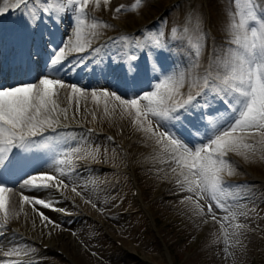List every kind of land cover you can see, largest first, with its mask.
Returning a JSON list of instances; mask_svg holds the SVG:
<instances>
[{
	"label": "snow or ice",
	"instance_id": "snow-or-ice-1",
	"mask_svg": "<svg viewBox=\"0 0 264 264\" xmlns=\"http://www.w3.org/2000/svg\"><path fill=\"white\" fill-rule=\"evenodd\" d=\"M91 2L0 0V16L19 10L24 21L26 34L14 37L21 55L18 63L13 57V71L29 76L32 65H38L42 55L46 57L44 75L38 79L15 86H0V214L3 216L0 228L6 227L12 218L9 194L13 188L3 182L5 173L18 175L23 189L60 191L69 187L63 177L71 179L75 171L73 158L95 159L99 155L98 148L61 151L53 156L54 172L28 171L35 159L55 153L59 147L57 140L62 137L58 129L66 127L61 118L68 119V109L60 105L61 90H69L68 104L71 106L75 101L76 106L73 119L80 111V98H87L89 94L97 105L103 102L107 116L115 114L119 108L121 118L130 121L145 144L154 145L152 159L170 165L179 191L188 193L181 203H189L193 215L208 216L220 225L224 252L233 256L229 249L241 243L240 230L246 226L235 223L238 212L229 203L230 199H235V193L230 191L231 186L226 184L225 178L234 175L236 169L227 157L234 153L248 160L249 153H264V3L261 0H230L234 10L231 6L224 10L225 20L218 31L223 32L225 43L218 51L207 44V35L199 25L195 28L188 25L180 33L176 27L169 29L173 39L187 37L192 60L182 70L161 61L166 47L163 32L149 30L136 36L121 34L110 44L93 47L101 30L112 26L90 15L87 9ZM109 2L104 0L105 5ZM144 3L145 0H135L129 9L120 5L115 13L137 11ZM95 6L100 7V0H95ZM66 17L72 21L71 31L57 45L51 39L53 33L42 30L41 25L46 18L55 24ZM187 19L189 14L186 13ZM2 42L0 35V44ZM205 48L209 49V59L203 73H198L196 69L202 66L200 61ZM142 59L144 74L149 76L147 90H138ZM89 63L95 65L93 73L98 69L105 80H114L116 87L109 83L104 88L89 89L63 80L61 74L75 73ZM121 86L127 90L123 94L119 90ZM210 101L220 107H213ZM197 109L202 123L192 124V129L198 140L185 124L188 113ZM201 127L204 128L202 136ZM47 133L54 135L49 137ZM255 137L259 139L249 142ZM261 158L264 159V155ZM71 191L83 198L76 186H72ZM20 196L21 212L23 205L29 204L44 227L60 228L36 206L52 211L64 209L55 207L52 200L29 197L23 192ZM85 203L92 201L85 200ZM92 207L97 206L92 203ZM217 210L224 215L218 217ZM207 222L205 219L204 223ZM4 255H27V251L13 248Z\"/></svg>",
	"mask_w": 264,
	"mask_h": 264
},
{
	"label": "rangeland",
	"instance_id": "rangeland-1",
	"mask_svg": "<svg viewBox=\"0 0 264 264\" xmlns=\"http://www.w3.org/2000/svg\"><path fill=\"white\" fill-rule=\"evenodd\" d=\"M145 1L149 6L136 16L140 18L128 23L115 17L112 0L107 5L104 4V0H100L99 8L95 6V0H92L87 9L90 15L112 26L101 30L102 34L95 39L93 47L106 42L110 44L112 39L121 34L136 36L147 29L168 35L169 29L176 27L180 33L188 25L193 28L199 25L206 33L207 41L211 44L216 42L217 51L225 43L224 34L218 31V28L225 20L224 10L230 6L234 10L230 0ZM261 2L264 3V0ZM186 13L189 14L187 20ZM200 21L203 23H199ZM70 23L72 24V21ZM113 24L117 26L114 27ZM45 27L47 31L53 30L58 38L55 42L57 45L68 34L67 31L61 33L59 29L54 28V24L46 23ZM164 42L165 54L160 57L161 61L166 66L185 69L192 60L187 37L168 38ZM17 48L14 54L8 53L7 58L0 56V64L3 67L0 74L5 71L6 64L13 63L14 56L16 59L20 57L19 47ZM3 49L11 52L8 48L3 47ZM39 59L40 63L34 64L32 71L36 68H41V71L30 79L13 81V68L9 66L0 80V86H15L38 79V76L44 74L46 57L42 55ZM208 59L209 55L201 58L202 66L196 69L198 73H203V67L207 65ZM140 63L141 80L138 90H147L149 76L144 74V60L142 59ZM86 78L87 75H84L83 80ZM63 80L69 84L79 85L76 81ZM109 83L113 88L116 87L114 80L107 82L104 78H99L86 88H104ZM119 90L122 94L127 91L123 86ZM184 91L187 92V87ZM210 103L213 107H220L214 101ZM80 105V111L74 119L76 107L74 109L70 106L65 107L68 108L67 115L72 116V122L66 125L70 126L68 130H59L62 138L57 140L59 147L54 156L61 151L75 148H98L99 155L95 159L73 158L75 171L72 172L71 179L67 176L63 177L69 187L60 191L53 190L59 199L54 201L55 207L65 211L50 218L51 209L36 206L60 225L58 236L61 239L65 238L66 241L54 250L44 247L48 244H44L47 240L43 237L37 240L39 242L16 240L13 247L10 246L11 244L4 246L0 244V264H11L12 261H18L19 264H264V159L261 158L264 153L257 152L255 155L249 153L248 160H245L243 155L228 154L227 159L233 162L236 169L234 175L225 178L226 184L231 186L230 191L235 193V199H230L229 203L238 212L235 223L246 227L240 230L241 243L229 249L234 255L227 256L224 252L225 245L220 225L208 216L193 215L190 211L191 205L187 202L181 203L188 193L179 191L173 179L174 174L170 173V165L152 159L154 145L151 142L145 144L142 135L132 128L130 121L121 118L119 108L115 114L107 116L104 113L103 102L97 105L92 101L90 94L87 98L80 99ZM91 105L95 107L98 119H93L91 116L89 107ZM98 120L97 128L102 135L90 133L81 127H95ZM201 123L199 109L188 113L185 124L193 131L194 139L198 140L199 137L195 135L192 124L199 126ZM119 127L122 128L123 133H120ZM108 133H114L118 137L125 153L121 152L117 144L109 140ZM203 134L204 128L201 127L200 136ZM256 139L259 137L249 142H254ZM48 158L49 154L35 159L34 172L43 169L47 165ZM126 159H128L127 163H125ZM65 170L68 171V168L66 167ZM2 179L7 186L13 188L12 193L20 195L18 175L9 174ZM72 186L77 187L83 198L71 191ZM134 189L138 190V194H133ZM45 191L47 190H31L36 195H42L46 193ZM85 200H91L97 207L93 208L92 203H85ZM30 210L32 214L36 213L32 206ZM205 211H207L206 206ZM18 214L17 221L10 220L6 227L1 228L3 233L15 232L20 212ZM217 215L219 217L224 213L217 210ZM205 219L207 223H204ZM50 228L51 225L44 230L49 233V239L55 236ZM217 240L219 242H216ZM13 248L24 249L27 255H4ZM31 258L35 260L30 262Z\"/></svg>",
	"mask_w": 264,
	"mask_h": 264
},
{
	"label": "bare ground",
	"instance_id": "bare-ground-1",
	"mask_svg": "<svg viewBox=\"0 0 264 264\" xmlns=\"http://www.w3.org/2000/svg\"><path fill=\"white\" fill-rule=\"evenodd\" d=\"M133 3H135V0H112V5H113L114 9H116L120 5H123L125 7V9H129V8H131V5ZM148 6H149L148 3L145 1L144 6L140 7L137 11L125 10L119 14L116 13L115 17L118 19L121 18L123 20H126L128 23H130L133 20H138L140 18V16L138 18L136 16L140 15L143 12L144 8H147ZM88 12L90 13V11H88ZM70 21L71 20L66 17L63 19V22L57 21V23L54 24L51 21L47 20V18H46L45 24L41 25V28H42V30H46V27H45L46 23H50V24H54V28L59 29V31L61 33H64L65 31H67L69 34V32L71 31ZM113 26L116 27L117 25L113 24ZM51 31L53 33V36L51 37V39L55 43L58 41V38L54 34L53 30H51ZM54 31L56 32V29H54ZM143 31L146 32L148 30L144 29ZM3 33H6L7 37L5 39L3 38V42H2V44H0V56L7 58L8 53L14 54L15 50L18 49L17 48L18 46L15 44L14 37L17 35L26 34V32L24 30V21H23V18L21 16V13L19 10L8 15V16H4V15L0 16V35H3ZM168 38L173 39L171 36V33L168 35L164 34V41L167 40ZM37 43L39 44V37H37ZM207 44L211 45L213 48H215L216 42H212V44H211L207 41ZM3 47L10 49L11 52L4 50ZM208 55H209L208 48H205L202 58H206ZM69 59H73V57H70ZM18 62H19V60L16 61V63H18ZM105 62H107V60ZM93 67H95V65L93 63H89L87 65V67L82 68V69H78L75 73L67 72L66 74H61V75H62L63 79H69L71 81H76L80 86L86 87V86L94 83L96 80H99V78H103L98 69H97L96 73L92 72ZM39 71H41V68L40 69L36 68L31 72V74L29 76H20L15 71H13L12 79H13V81H27L35 73H37ZM84 75H87L86 80H83ZM1 78H3V75H0V80H1ZM38 78H39V76H38ZM109 81H111V79H109ZM109 81L107 80V82H109ZM67 92L68 91L61 90L60 105H61V107H64V108L66 106H69L68 101L66 99ZM82 100H84V99H82ZM70 107H72L73 109L76 107L75 101H73V103ZM61 122L63 125L71 124L72 116L68 117L67 120H64L62 117ZM58 132H60V131L58 130ZM46 135L51 137L52 133H48ZM53 156H54V153L49 154L47 165L43 169H41L39 172H42V173L54 172L55 165L53 162ZM34 162H35V160H34ZM34 162H32L31 166L29 167V169H28V171L30 170L29 172L36 171V166H35ZM4 176H8V174L5 173ZM18 189H20L21 192H23L25 195H28L29 197H38V198H42L45 200H52V201L59 200L58 196L55 195L53 192L54 189H47V191H45L46 193H43L42 195H36L35 193L31 192V190L21 188L20 184L18 185ZM27 192H30V193H27ZM9 196H10V213L12 214V218L10 220H12V221L16 220L17 221L18 217L16 214L19 212H20L19 219L24 214L26 215V217H28L26 219L25 223L20 222V220L17 222L18 225L16 227V230L23 232L24 236H28V237L30 236L31 238H34L37 240H41L42 237L46 238L47 241L44 244H48V246H49L48 249L54 250L56 247H58L59 245H62L63 242L66 241L65 238L61 239L58 236V234H59L58 229H56V228L52 229V226L50 229L52 230V232L54 231L55 236L51 237L49 239V235H48L49 233L44 232L46 227L43 226L40 216L37 213L32 214V212L30 210L31 205L24 204L23 205V212H21V196L15 194V193H10ZM39 196H41V197H39ZM57 208H59V207H57ZM39 211H41V209H39ZM53 216H54V213H49L50 218ZM2 219H3V216H2V214H0V220H2ZM16 240L21 241V240H25V239L23 236L18 235L17 232H4L3 233V231L0 228V244L2 246H4L5 244H8V245L11 244L10 246L13 247L14 246L13 243ZM33 260H35V258H31L30 262H32Z\"/></svg>",
	"mask_w": 264,
	"mask_h": 264
}]
</instances>
